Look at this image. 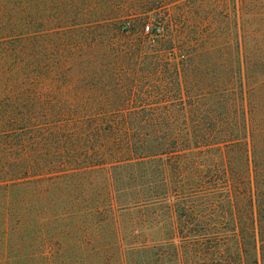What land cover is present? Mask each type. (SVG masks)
Returning a JSON list of instances; mask_svg holds the SVG:
<instances>
[{
	"label": "trees",
	"instance_id": "1",
	"mask_svg": "<svg viewBox=\"0 0 264 264\" xmlns=\"http://www.w3.org/2000/svg\"><path fill=\"white\" fill-rule=\"evenodd\" d=\"M0 264H264V0H0Z\"/></svg>",
	"mask_w": 264,
	"mask_h": 264
},
{
	"label": "rangeland",
	"instance_id": "2",
	"mask_svg": "<svg viewBox=\"0 0 264 264\" xmlns=\"http://www.w3.org/2000/svg\"><path fill=\"white\" fill-rule=\"evenodd\" d=\"M129 20V24L132 28H137V29H141L143 25H145V23H150V20L147 19H143L140 21V23H138L137 21H134L133 19H128Z\"/></svg>",
	"mask_w": 264,
	"mask_h": 264
},
{
	"label": "built area",
	"instance_id": "3",
	"mask_svg": "<svg viewBox=\"0 0 264 264\" xmlns=\"http://www.w3.org/2000/svg\"><path fill=\"white\" fill-rule=\"evenodd\" d=\"M149 27H146V29L148 30Z\"/></svg>",
	"mask_w": 264,
	"mask_h": 264
}]
</instances>
